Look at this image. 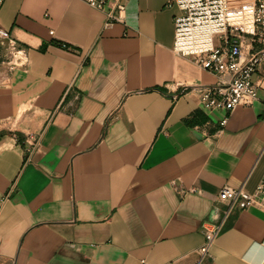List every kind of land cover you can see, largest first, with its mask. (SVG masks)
<instances>
[{
  "label": "crops",
  "instance_id": "obj_1",
  "mask_svg": "<svg viewBox=\"0 0 264 264\" xmlns=\"http://www.w3.org/2000/svg\"><path fill=\"white\" fill-rule=\"evenodd\" d=\"M125 6L104 28L81 0H2L0 264H197L222 188L264 179V62L218 130L190 91L215 75L173 50L177 6ZM202 264H264V207H234Z\"/></svg>",
  "mask_w": 264,
  "mask_h": 264
},
{
  "label": "built area",
  "instance_id": "obj_2",
  "mask_svg": "<svg viewBox=\"0 0 264 264\" xmlns=\"http://www.w3.org/2000/svg\"><path fill=\"white\" fill-rule=\"evenodd\" d=\"M104 13V28L125 23V0H81ZM179 13L175 16L174 52L189 58L195 65L212 73L215 83L194 86L201 106L211 115L223 112L216 122L224 128L229 115L239 106L250 107L259 99L254 76L264 62V0L237 7L230 0H172ZM2 0H0L1 6ZM53 33V32H51ZM0 38L15 47L7 30L0 27ZM65 47V45H63ZM186 92L184 88L174 98ZM262 102L264 104V92ZM39 139L29 144L25 161L31 162L39 148ZM218 203L226 205L221 219L202 225L204 241L198 249L197 264L211 256V249L225 220L236 206L256 203L264 207V179L253 192L225 186ZM139 264H149L141 260Z\"/></svg>",
  "mask_w": 264,
  "mask_h": 264
},
{
  "label": "rangeland",
  "instance_id": "obj_3",
  "mask_svg": "<svg viewBox=\"0 0 264 264\" xmlns=\"http://www.w3.org/2000/svg\"><path fill=\"white\" fill-rule=\"evenodd\" d=\"M230 2L237 7H241L244 5H252L253 0H230Z\"/></svg>",
  "mask_w": 264,
  "mask_h": 264
}]
</instances>
